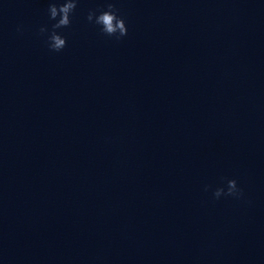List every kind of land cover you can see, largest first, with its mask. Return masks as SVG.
I'll return each mask as SVG.
<instances>
[{
	"label": "clouds",
	"instance_id": "clouds-1",
	"mask_svg": "<svg viewBox=\"0 0 264 264\" xmlns=\"http://www.w3.org/2000/svg\"><path fill=\"white\" fill-rule=\"evenodd\" d=\"M79 0H63L57 4L52 2L48 7L49 19L55 21L51 25V31L46 26H41L40 34L48 33L47 44L51 51L60 52L67 46L66 38L57 30L67 28L72 23V15L77 8ZM119 10L112 2L107 3L105 10H89L87 20L100 27L101 33L108 37H115L120 40L128 33L126 21L118 14ZM210 186H205V191H208ZM243 195L242 190L238 187L235 179H228L225 187H217L213 196L219 199L221 196H231L239 199Z\"/></svg>",
	"mask_w": 264,
	"mask_h": 264
}]
</instances>
